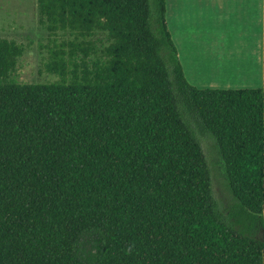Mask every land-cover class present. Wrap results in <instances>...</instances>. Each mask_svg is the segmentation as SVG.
<instances>
[{"label":"trees","instance_id":"trees-1","mask_svg":"<svg viewBox=\"0 0 264 264\" xmlns=\"http://www.w3.org/2000/svg\"><path fill=\"white\" fill-rule=\"evenodd\" d=\"M36 4L57 80L17 82L24 47L0 38V264H264V0L258 89L190 85L165 0Z\"/></svg>","mask_w":264,"mask_h":264},{"label":"rangeland","instance_id":"rangeland-1","mask_svg":"<svg viewBox=\"0 0 264 264\" xmlns=\"http://www.w3.org/2000/svg\"><path fill=\"white\" fill-rule=\"evenodd\" d=\"M230 1V0H227ZM251 3V0H249ZM213 12H207V18L212 17ZM169 23V17L167 19ZM226 27H218L219 34L222 36ZM253 27H249L251 30ZM232 28L227 27V34ZM182 30V28L180 29ZM187 29L189 34L211 33L210 27ZM213 35L215 27L212 28ZM184 32V31H183ZM233 33V32H232ZM228 35L225 42L222 39L219 43L227 45L233 41V35ZM180 35V34H179ZM0 38L12 40L24 47L22 56L12 77L19 83L34 84L47 83L57 80V77L48 74L44 69L47 59V48L51 46L53 37L48 36L44 27L38 24L36 0H0ZM58 41L71 39L67 34H57ZM196 43V42H195ZM194 43V44H195ZM180 50L183 65L185 67L188 83L197 89H258L263 86V65L262 60H255L254 56L245 55L242 62L235 65L233 62L224 61L223 50L220 58H213L217 61L211 62L210 58L204 59L201 55V48L194 45L188 38L180 40ZM227 48V47H226ZM203 49V48H202ZM215 50V48H213ZM212 50V51H213ZM219 50V49H218ZM211 51V52H212ZM217 51V50H216ZM210 52V53H211ZM262 53V50H261ZM213 54V53H211ZM224 54V55H223ZM263 55L261 56L262 59ZM213 84V85H209ZM196 136L206 157L211 175L212 191L219 208L224 217L238 229L248 227L245 221L241 223L234 208V201L229 188L227 187L225 175L221 167V160L217 152L215 142L207 133L196 131ZM258 237L263 236L260 230Z\"/></svg>","mask_w":264,"mask_h":264},{"label":"crops","instance_id":"crops-1","mask_svg":"<svg viewBox=\"0 0 264 264\" xmlns=\"http://www.w3.org/2000/svg\"><path fill=\"white\" fill-rule=\"evenodd\" d=\"M165 3L166 25L187 82L189 81L186 77L180 50V40H183L184 37L188 38V41H192L193 44L196 42L194 45L201 48L202 57L208 60L210 58V61H214L215 64L217 61L212 57L220 58L222 56L219 53L220 50L226 52L225 55L223 54L224 61L233 62L235 65L240 64L242 57L246 54L254 56L255 60L257 58L259 61L262 60L263 0H251V3L249 0H165ZM207 12H213V18L208 19ZM168 17L169 23L167 22ZM199 27H210L211 33L205 32L201 35L186 33L187 29L194 28L196 31ZM213 27H215L214 35ZM218 27H226L222 36L217 32ZM227 27L232 28L229 34H227ZM249 27L253 28L250 30ZM181 28L182 30H180ZM231 33L234 34L233 41L227 45L219 43L221 39L222 42H225Z\"/></svg>","mask_w":264,"mask_h":264}]
</instances>
